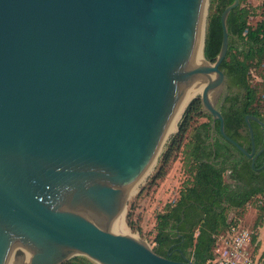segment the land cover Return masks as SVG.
Wrapping results in <instances>:
<instances>
[{"label": "water", "instance_id": "water-1", "mask_svg": "<svg viewBox=\"0 0 264 264\" xmlns=\"http://www.w3.org/2000/svg\"><path fill=\"white\" fill-rule=\"evenodd\" d=\"M207 0H0V264H195L114 231L191 90L225 133ZM203 38V43L201 40ZM264 169V165L261 167Z\"/></svg>", "mask_w": 264, "mask_h": 264}, {"label": "trees", "instance_id": "trees-1", "mask_svg": "<svg viewBox=\"0 0 264 264\" xmlns=\"http://www.w3.org/2000/svg\"><path fill=\"white\" fill-rule=\"evenodd\" d=\"M233 2L211 0L204 46V57L211 63L217 61L222 46L221 16ZM245 2L240 0L239 7L228 18L229 51L220 67L227 78V93L220 112L224 118L226 135L250 152L251 140L245 118L254 116L264 122L261 94L264 91V74H261L263 82L260 84H254L251 80L253 69L264 66V18L252 25L251 19L256 14ZM197 118L207 121L194 126ZM211 119L202 112L200 97L187 106L178 124V133L162 153L159 167L148 184L150 188L156 187L166 177L171 163L177 157L176 151H180L181 143L192 131V142L186 146L183 163L188 179L178 200L167 204L156 217L157 234L152 250L172 261L188 260L195 264H207L214 259L218 237L225 235L231 226L238 223L229 220V210L242 212L246 207L254 206L259 213L253 228L255 232L264 221V169L256 170L264 165V156L258 158L253 168L252 159L224 139L216 140L215 156L214 152L210 155L203 153L206 141L211 138L208 123ZM251 124L255 145L259 149V126L253 121ZM203 131L206 136L202 135ZM230 150L240 156H230ZM129 225L134 229L132 223ZM258 239L257 235L253 236L252 246L255 254L260 252L264 259V246L259 245ZM66 264L95 263L87 258L76 257Z\"/></svg>", "mask_w": 264, "mask_h": 264}, {"label": "rangeland", "instance_id": "rangeland-1", "mask_svg": "<svg viewBox=\"0 0 264 264\" xmlns=\"http://www.w3.org/2000/svg\"><path fill=\"white\" fill-rule=\"evenodd\" d=\"M245 5L251 8L256 14V16L251 19L252 25H255L258 21L264 18L263 0H246ZM210 6L211 0H207L205 9L206 29L208 17L210 14ZM261 74H264V66H262L261 68L253 69L251 73L252 83H262L263 79L261 77ZM261 94L263 97L264 104V91H261ZM200 96L201 93L195 95L194 98L196 99ZM194 98L190 101V103L194 100ZM185 109L181 112L179 116V119L176 124V130L167 135L163 147L160 151V154L153 167L150 169L144 179L140 182L138 187L133 190L128 201L124 219L123 217H121L118 221L123 224L124 228L120 229L114 227V231H117V234L134 236L140 239L141 241L145 242L151 249L155 247L154 240L157 234V215L164 211V208L167 204L174 203L176 202V200H178L180 191L182 190L186 180L188 179V176L183 169V163L185 160L186 146L188 144H191L192 142V131L189 132V135H187L185 137V140L181 143L180 151H176L177 157L171 163L166 177L161 180L158 186L156 187L150 188L148 185L152 177L154 176L156 169L159 167L162 153L166 150L171 139L178 133V124L183 117ZM206 121L207 120L205 118H197L194 126H198L199 124ZM227 181L229 182L228 178ZM227 215L229 220H235L243 227L253 229L257 222L259 213L254 206H248L242 212H238L236 210H229ZM129 223L133 224L134 229L130 227ZM257 230L259 232V238H261V242H259V245L262 247L264 246V221L263 224ZM249 251L250 253H254L253 248H250Z\"/></svg>", "mask_w": 264, "mask_h": 264}, {"label": "built area", "instance_id": "built-area-1", "mask_svg": "<svg viewBox=\"0 0 264 264\" xmlns=\"http://www.w3.org/2000/svg\"><path fill=\"white\" fill-rule=\"evenodd\" d=\"M254 235L259 237L258 230L255 232L239 223L231 226L225 235L218 237L215 257L207 264H264L262 255L255 254L252 246ZM250 248H253L254 253H250Z\"/></svg>", "mask_w": 264, "mask_h": 264}, {"label": "flooded vegetation", "instance_id": "flooded-vegetation-1", "mask_svg": "<svg viewBox=\"0 0 264 264\" xmlns=\"http://www.w3.org/2000/svg\"><path fill=\"white\" fill-rule=\"evenodd\" d=\"M226 85H227V83H226ZM226 93H227V89H226V92H225V94H224V97H223V99L221 100V102H220V105H219V110H220V107H221V104H222V102H223V100H224V98H225V96H226ZM261 121V120H260ZM246 122V121H245ZM253 122H255V121H253ZM262 123H264L263 121H261ZM205 122H203V123H201V124H204ZM209 124H210V127H211V132H210V136H211V138L210 139H208L207 141H206V144H205V149H203L202 151H203V153H206V154H208V155H210L212 152H214V155L213 156H215V149H214V146L216 145V140H220V141H222V139H224L223 137H222V135H221V133H220V123L219 122H216L215 123V127L213 128L212 127V125H213V120L211 119L209 122H208ZM259 127H258V135L260 136V140H261V144H260V148L258 149L257 147H256V145H255V147H256V153H255V156H257L258 155V153L261 151V150H263L264 149V126H262L261 124H259L258 122H255ZM200 124V125H201ZM224 124H225V122H224ZM247 125V124H246ZM252 125V124H251ZM247 128H248V126H247ZM252 129H253V126H252ZM248 131H249V128H248ZM254 132V131H253ZM226 133V132H225ZM206 133L203 131L202 132V135H204V136H206L205 135ZM249 134H250V131H249ZM204 136H202V138H204ZM225 140V139H224ZM250 140H251V138H250ZM226 141V140H225ZM226 142H228V141H226ZM251 142V141H250ZM229 143V142H228ZM231 144V143H230ZM232 145V144H231ZM210 146H212V147H210ZM233 146V145H232ZM234 147V146H233ZM250 147L252 148V146L250 145ZM236 148V147H235ZM246 150V149H245ZM249 152V151H248ZM250 152H251V150H250ZM230 154V156H240L239 154H237V153H235L233 150H230V152H229ZM244 155V154H243ZM242 155V156H243ZM212 156V155H211ZM245 156V155H244ZM260 156H264V152L262 153V154H260V155H258V158H260ZM258 158H257V160H258ZM257 160H256V162H257ZM252 167H253V165H252ZM254 167H255V165H254ZM253 167V168H254ZM257 171H261L262 169L261 168H259V169H256Z\"/></svg>", "mask_w": 264, "mask_h": 264}, {"label": "bare ground", "instance_id": "bare-ground-1", "mask_svg": "<svg viewBox=\"0 0 264 264\" xmlns=\"http://www.w3.org/2000/svg\"><path fill=\"white\" fill-rule=\"evenodd\" d=\"M202 43H203V38H202V40H201V44H202ZM203 86H204V84H202V85H200V86L194 88L193 90H191V91L189 92V94H188V96H187V98H186V101H185V103H184V105H183V107H182V109H181L179 115L175 118L173 124L171 125L168 134L176 130V124H177V121H178V119H179V116H180L181 112H182L185 108H187L186 106L190 103V101L194 98L195 95H197V94H199V93L202 92ZM194 99H195V98H194ZM185 110H186V109H185ZM183 114H184V113H183ZM135 189H136V188H135ZM115 227H116V228H120V229L124 228V226H123V224H122L121 222H117ZM116 232H117V231H116ZM120 234H123V233H120ZM34 264H47V263H45V262H40V261H39V262H35Z\"/></svg>", "mask_w": 264, "mask_h": 264}, {"label": "crops", "instance_id": "crops-1", "mask_svg": "<svg viewBox=\"0 0 264 264\" xmlns=\"http://www.w3.org/2000/svg\"><path fill=\"white\" fill-rule=\"evenodd\" d=\"M259 242H261V238H259L258 243H259ZM258 253H260V252H258Z\"/></svg>", "mask_w": 264, "mask_h": 264}]
</instances>
